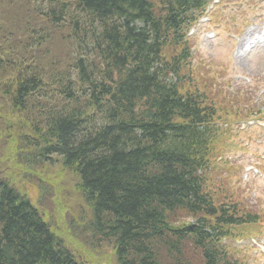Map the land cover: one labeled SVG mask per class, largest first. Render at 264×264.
<instances>
[{
  "label": "trees",
  "instance_id": "trees-1",
  "mask_svg": "<svg viewBox=\"0 0 264 264\" xmlns=\"http://www.w3.org/2000/svg\"><path fill=\"white\" fill-rule=\"evenodd\" d=\"M201 1L160 0L155 10L149 0H0V14L10 17L0 23V75L12 64V104L33 110L38 157L55 155L76 175L90 228L111 242L117 264H189L190 245L202 264H219L200 228L166 219L182 210L193 223L230 221L196 173L214 107L179 89L182 54L161 59L165 46L181 42L179 9L183 15ZM11 32H25L19 41L44 62L4 53ZM0 264H82L2 180Z\"/></svg>",
  "mask_w": 264,
  "mask_h": 264
},
{
  "label": "rangeland",
  "instance_id": "rangeland-1",
  "mask_svg": "<svg viewBox=\"0 0 264 264\" xmlns=\"http://www.w3.org/2000/svg\"><path fill=\"white\" fill-rule=\"evenodd\" d=\"M263 23L264 0H222L210 8L207 17L189 31L196 63L188 69L189 78L186 80L183 77L187 76V72L178 67L177 80L181 83V89L199 90L209 100L223 102L225 109L229 101L222 82L225 79L226 85L232 80L242 88L236 90L248 98V106L243 104L242 107L250 111L259 108L264 101ZM19 40L20 35L16 32L4 34L3 52H11L15 59L33 57L44 62L43 56ZM172 48L184 55L182 46ZM62 51L60 49L58 52ZM176 56V50L163 49L161 59L169 64ZM11 78V74L2 77L3 81L8 82H11ZM42 91L40 89L36 93L40 101L43 100ZM12 100L11 94H5L2 90L0 82V179L32 202L40 216L49 223L50 231L61 239L77 261L82 264H117L111 242L102 241L90 228L91 211L78 191L76 175L63 167L55 155L49 159L38 157L32 145L39 138L34 134L33 110H29L31 107L26 104L20 112V107L17 109ZM233 129L236 131L237 125ZM230 141L237 145L227 147V159L211 170L214 174L212 183L226 181L236 184L239 189L236 196L241 198V193L247 196L241 204L244 209L262 213L264 139L260 136V130L251 126L239 131ZM250 164H258L263 172L253 175L241 169L237 176L233 175L239 166L245 168ZM209 186L212 187L210 183ZM175 211L166 217L171 224L181 225L191 221L189 215ZM257 237L261 241L264 235ZM235 244L246 246L249 242L236 241ZM191 247L185 251L188 263L200 264ZM249 252L255 264H264V254L252 250Z\"/></svg>",
  "mask_w": 264,
  "mask_h": 264
},
{
  "label": "bare ground",
  "instance_id": "bare-ground-1",
  "mask_svg": "<svg viewBox=\"0 0 264 264\" xmlns=\"http://www.w3.org/2000/svg\"><path fill=\"white\" fill-rule=\"evenodd\" d=\"M9 18H10L9 16H5V15L0 14V23L4 24L5 22H7L9 20Z\"/></svg>",
  "mask_w": 264,
  "mask_h": 264
}]
</instances>
